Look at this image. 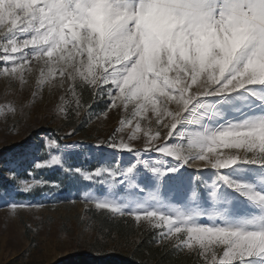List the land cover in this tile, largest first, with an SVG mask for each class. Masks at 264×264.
Wrapping results in <instances>:
<instances>
[{
  "label": "rangeland",
  "instance_id": "1",
  "mask_svg": "<svg viewBox=\"0 0 264 264\" xmlns=\"http://www.w3.org/2000/svg\"><path fill=\"white\" fill-rule=\"evenodd\" d=\"M98 214L264 264V0H0V264L88 247Z\"/></svg>",
  "mask_w": 264,
  "mask_h": 264
},
{
  "label": "trees",
  "instance_id": "2",
  "mask_svg": "<svg viewBox=\"0 0 264 264\" xmlns=\"http://www.w3.org/2000/svg\"><path fill=\"white\" fill-rule=\"evenodd\" d=\"M80 104L90 108L94 87L79 85ZM105 212V211H104ZM97 236L88 247L51 264H201L193 253H181L157 240L154 229L136 227L128 218L97 215Z\"/></svg>",
  "mask_w": 264,
  "mask_h": 264
}]
</instances>
